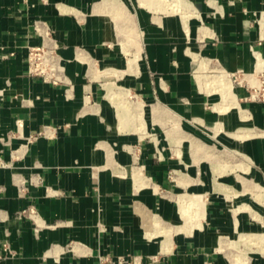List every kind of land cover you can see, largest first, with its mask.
Instances as JSON below:
<instances>
[{"label":"crops","instance_id":"0c3cea01","mask_svg":"<svg viewBox=\"0 0 264 264\" xmlns=\"http://www.w3.org/2000/svg\"><path fill=\"white\" fill-rule=\"evenodd\" d=\"M263 75L264 0H0V264H264Z\"/></svg>","mask_w":264,"mask_h":264},{"label":"built area","instance_id":"2783aa9c","mask_svg":"<svg viewBox=\"0 0 264 264\" xmlns=\"http://www.w3.org/2000/svg\"><path fill=\"white\" fill-rule=\"evenodd\" d=\"M42 1L47 2V0ZM35 32L42 37V43L28 48L26 60L28 75L57 83L61 72L59 46L53 40L50 30L43 28L39 23L35 24ZM260 87L263 92V96H261L264 100V75ZM23 213L28 214L27 211ZM98 264H160V260L156 256L148 261H144L141 257L124 255L102 256L99 258Z\"/></svg>","mask_w":264,"mask_h":264},{"label":"rangeland","instance_id":"374dc122","mask_svg":"<svg viewBox=\"0 0 264 264\" xmlns=\"http://www.w3.org/2000/svg\"><path fill=\"white\" fill-rule=\"evenodd\" d=\"M221 146V145H220ZM220 151H222L221 153L222 154H225L228 156V158H230L231 160H234V164H240L241 161H244L243 160V152L242 151H239V150H234V152L224 146L220 147L219 149ZM224 155V156H225ZM242 156V157H241ZM246 158V156H245ZM239 168H242L241 165H234L232 167H230L231 171H235ZM243 169L245 170H248V167H243ZM188 202V200H186ZM252 201V200H251ZM255 217L257 219L258 218V215H255ZM244 235L240 234L239 236V241H237L235 243V246L236 247H239L241 246L242 244L246 245V246H249V248L253 251H258V252H263L264 253V234H247L245 235V238L243 237ZM237 249V248H236ZM238 250H241V249H238ZM237 252V251H236Z\"/></svg>","mask_w":264,"mask_h":264},{"label":"bare ground","instance_id":"6f19581e","mask_svg":"<svg viewBox=\"0 0 264 264\" xmlns=\"http://www.w3.org/2000/svg\"><path fill=\"white\" fill-rule=\"evenodd\" d=\"M219 74V73H218ZM217 75V74H216ZM214 77V76H213ZM210 80V79H209ZM213 82H215V83H217L218 85H219V87H220V92H221V97L224 95L225 96V98H226V101L227 100H229L230 102H232V105H236L237 103H235V104H233L234 103V101H235V96H234V94H233V92H232V84H231V82L229 81L230 79H228L227 78V76H226V78L224 77V76H220V77H217L216 79H214L213 78ZM202 81V80H201ZM206 81V80H205ZM211 81V80H210ZM212 82V81H211ZM211 82H209L210 83V85H211ZM202 83V82H201ZM207 83V82H206ZM209 85V84H208ZM209 85V86H210ZM213 87H215V84L213 83ZM212 86V85H211ZM210 86V87H211ZM204 87V86H203ZM204 88H206V87H204ZM216 88V87H215ZM218 88V87H217ZM216 88V89H217ZM211 89L212 88H210V91H211ZM213 90H214V88H213ZM215 91V90H214ZM219 91V90H218ZM216 92V91H215ZM209 94V93H208ZM211 94V93H210ZM220 97V96H219ZM223 100V99H222ZM228 101V102H229ZM227 104V103H226ZM229 104V103H228ZM226 106V105H225ZM230 106V105H229ZM218 107V106H217ZM222 107V106H221ZM228 107V106H227ZM213 108H216V106L215 107H213ZM224 108V110H226V108L225 107H223ZM231 108V107H230ZM238 108V107H237ZM236 108V109H237ZM216 110V109H215ZM222 110V109H221ZM222 112V111H221ZM238 114V113H237ZM243 114V113H242ZM242 116H245V115H242ZM239 119V118H238ZM186 203H188L187 201H185V200H183L182 201V204H183V209H184V211L186 212V214L188 213V210H189V207L187 206V204Z\"/></svg>","mask_w":264,"mask_h":264}]
</instances>
